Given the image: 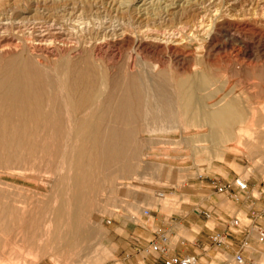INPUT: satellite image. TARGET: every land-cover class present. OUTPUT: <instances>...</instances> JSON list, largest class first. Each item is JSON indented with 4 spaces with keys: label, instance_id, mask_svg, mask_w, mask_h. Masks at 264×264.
Masks as SVG:
<instances>
[{
    "label": "rangeland",
    "instance_id": "374dc122",
    "mask_svg": "<svg viewBox=\"0 0 264 264\" xmlns=\"http://www.w3.org/2000/svg\"><path fill=\"white\" fill-rule=\"evenodd\" d=\"M3 1L0 0V9H10L9 12H12L15 1ZM136 1L139 6V0ZM161 1L169 3L173 0ZM222 1L220 8L224 11L230 3L238 4V8L242 9L248 2ZM28 5L25 4L23 8L28 9ZM114 15L113 12V15H107L106 18L110 19ZM121 17L126 22L127 17L119 18ZM119 18L114 20H122ZM195 47H199L198 51L203 53L207 50L210 52L209 58H214L205 39ZM258 52V60L255 61L260 62L255 70L231 73L227 82L229 85H225L223 74L218 71L219 80L210 91H214L215 97H220L232 89L234 95L242 100L247 99L252 105L248 117L260 120L264 117L263 44ZM127 55L128 62L135 63V68L142 69L146 65L149 68L159 61L155 55L142 53L144 62L136 64L134 52L128 50ZM216 56L222 58L225 54ZM164 58L160 62L166 70L165 78L169 79H164L162 83L164 90H157L156 84L150 80L148 82L147 78L143 81L137 80L136 96L125 107L130 113V124L115 125L112 122L115 119V108L117 110L120 105L117 102L119 92L116 88V94L109 93L119 82L116 81L117 76L109 80L107 94L101 99V107H98L99 113L97 112L102 126L92 134L90 140L83 143L85 153L78 172L72 166L71 152L81 141L78 142L73 136V119L76 116L65 106L66 88L58 78L59 69L56 70L57 66H53L55 69L52 70L56 73L51 70L47 74L43 70H35L36 75L39 74L36 78L41 79V90H45L40 115L51 118L48 119L49 122L46 120L45 126L43 122L37 123L40 124L39 127L35 126L36 123H33L34 126L31 123L30 126L26 124L21 138L25 143L20 139L4 142L5 139L0 137V264H143L142 259L146 254L136 251L137 243L148 242L154 230L165 233L170 247L174 244L182 248L188 247L184 251L186 253H193L195 248L193 254L199 256V264H234L233 257L236 253L243 256L244 264H264V239L254 227L258 225L264 228V140L256 138L263 134V127L241 126L239 132L235 130L234 138L223 144L219 157H213L212 143L198 141L205 138L208 131L185 127L181 124L179 114L175 113L176 99L170 82L173 69L168 59ZM7 60L0 58V66ZM73 73L74 70L71 77ZM61 90L63 94L58 93ZM154 93L156 97L152 96ZM45 113L47 115L43 116ZM66 115H70L69 119ZM53 120L57 122L51 123ZM151 129H154L152 136L155 137L148 134ZM244 135L251 136L252 140H245ZM11 142L14 143L11 147L8 146L9 151L3 144L8 145ZM19 143L25 148H21ZM198 143L203 144L206 149L198 147ZM15 149L24 150L21 151V159L13 160L16 164L11 162L12 159L7 162L6 152L10 153ZM35 155L36 158H33ZM236 179L247 183L246 191H217L219 185L232 184ZM46 181L49 184H45ZM73 181L75 184H72ZM156 192H163L164 197L158 198ZM71 197L75 198L73 209L69 206ZM146 209L149 210L147 215L144 213ZM28 210L32 211L31 214ZM201 210L208 211L210 217L206 218L198 213ZM70 213L74 215L79 233H72L69 239L54 238L53 226L57 225L62 233L67 229L72 230L68 218ZM234 218L240 220L239 228H230L229 222ZM216 233L226 235L224 244L217 246L210 243V236ZM197 239L204 240L205 251L194 246ZM182 240L185 241L184 245H180Z\"/></svg>",
    "mask_w": 264,
    "mask_h": 264
},
{
    "label": "bare ground",
    "instance_id": "6f19581e",
    "mask_svg": "<svg viewBox=\"0 0 264 264\" xmlns=\"http://www.w3.org/2000/svg\"><path fill=\"white\" fill-rule=\"evenodd\" d=\"M14 1V9H11L12 12L15 10L14 14L9 12L10 9H0V58L4 60L9 58L7 62L4 61L3 66H0V132H2L0 137L5 139L4 142L6 140H21L26 124L30 126L36 123L35 126L39 127L40 124L37 125V123L43 122L45 126L46 120L51 118L47 119L46 113L43 116L47 115V117L40 115L42 114L40 108L44 104L43 91L45 90H41L42 86L40 87L39 81L41 79L36 78L39 74L36 75L35 70H43L47 74L54 68L53 66H57L56 70L59 69L58 78L63 82L62 86L66 88L65 106L67 105L68 109L76 116L73 119L75 129L73 136L78 142L81 141V145L79 144L71 152L72 166L75 172H78L82 156L85 153L83 143L90 140L92 134L102 126L97 112L98 107H101L99 106L101 99L107 94L109 80L117 76L118 80L116 81L119 82L118 84L121 83V85H115L116 87H113L109 93V95H113L116 88L119 92L117 102L120 105L117 110L115 108V119L112 122L115 125L116 123L130 124L131 121L128 117L130 113L125 107L127 108L129 100L136 96V81H143L147 78L148 82L150 80L151 83L156 84L157 90H164L162 83L164 79H168L165 78L166 70L160 62L164 57L168 59L173 69L170 82L173 96L176 99L174 102L176 103L175 113L179 114L181 124L185 127L208 131L205 138L198 141L212 143L213 157H219L223 144L231 141L234 138L235 130L239 132L243 125L263 127V134H259L256 138L264 140V117L260 120L248 117L249 109L253 107L247 102V99H240L233 94L232 89L224 92L220 97H215L214 91H210L211 87L219 80L217 78L219 72L223 74L226 85L229 82V76L233 73L239 74L243 71L255 70L258 67L260 61H255L258 60L256 54L259 47L264 45V0H248L242 9L238 8V4L237 6L235 3H230L225 11L220 8L222 0H179V3L176 0H170L169 3L161 0H139V6H137L136 0ZM25 4H29L28 9L23 8ZM9 5L11 4L9 3ZM46 5L48 6L44 7ZM44 10L47 13H43ZM113 12L115 15L107 19L106 16L113 15ZM120 16L127 17L126 22L122 17L119 18ZM116 18L122 20L115 21ZM203 39L207 41L212 54H214L212 60L209 58L210 52L208 53L206 50L205 54L198 51L199 47H195ZM128 50L134 52L136 64L144 62L142 53L155 55L159 61L149 68L143 63L142 69L135 68V63L128 62ZM220 53H224L225 56L217 57L216 55ZM72 70L74 73L71 77ZM55 80L58 79L55 77ZM60 92L64 93L62 90L58 93ZM215 92L217 93V91ZM153 95L156 97L155 93ZM62 117L64 116L62 115ZM70 121L72 122V120ZM50 122L52 123L54 120ZM55 122L57 121L55 120ZM29 123L31 124L29 125ZM49 126L52 127L50 124ZM153 130L148 131L150 137H155L152 136ZM244 138L247 141L252 140L248 135H244ZM27 139L25 141L29 144ZM34 142H36L35 139ZM13 143L3 144V146L6 145L4 147L8 148ZM38 146L37 148H40ZM199 146L203 149L205 147L198 143ZM11 151L13 152L7 151L5 154L7 162L9 159H12L11 162L21 159V151L24 150ZM25 155L28 156L27 153ZM33 158H36V155ZM14 164L16 163L14 162ZM258 169L263 170L262 167H258ZM5 183L7 184V182ZM45 184H49V182L46 181ZM72 184H75L74 181ZM16 186L18 185L16 184ZM74 201L75 198L71 197L69 203L71 209H73ZM73 216L71 213L68 215L72 230L67 229L62 233L60 228H57L56 224L58 223L55 224V227L53 226L54 238L69 239L72 237V233H79Z\"/></svg>",
    "mask_w": 264,
    "mask_h": 264
},
{
    "label": "built area",
    "instance_id": "2783aa9c",
    "mask_svg": "<svg viewBox=\"0 0 264 264\" xmlns=\"http://www.w3.org/2000/svg\"><path fill=\"white\" fill-rule=\"evenodd\" d=\"M247 183L236 179L232 184L219 185L217 187V191L219 193H230V191H238L244 192L247 190ZM156 196L158 198L164 197L163 192H156ZM144 213L149 214V210H145ZM198 213L203 214L206 218L210 217V213L205 210H201ZM241 222L238 218H234L230 220L229 226L239 228ZM256 230L259 232L262 239H264V228L258 225H254ZM225 236L223 233H216L210 236V243L220 246L224 244ZM185 241H181L180 245H184ZM137 252L146 253H155V254H163L165 255L162 264H199V256L193 253H183V254H171V249L169 245V239L165 235V233L161 230H154L152 233V238L148 241L146 246H142L141 244H137L136 247ZM143 261V259H142ZM234 264H244V258L240 253H236L233 257ZM143 264L144 261H143Z\"/></svg>",
    "mask_w": 264,
    "mask_h": 264
},
{
    "label": "crops",
    "instance_id": "0c3cea01",
    "mask_svg": "<svg viewBox=\"0 0 264 264\" xmlns=\"http://www.w3.org/2000/svg\"><path fill=\"white\" fill-rule=\"evenodd\" d=\"M204 243H205L204 240L197 239V242L194 244V246H196L198 249H202V251H205V249L203 248ZM137 244H141L142 246H146L148 244V242H145V241L140 242L139 241ZM170 249H171V252H170L171 254H183V253H185L184 251L188 250V247L182 248L178 244H174V246H171ZM194 249L192 250L193 253H195ZM164 257H165V255H163V254L146 253V255L143 256V261L145 264H162Z\"/></svg>",
    "mask_w": 264,
    "mask_h": 264
}]
</instances>
